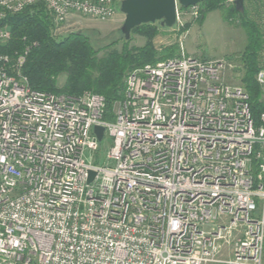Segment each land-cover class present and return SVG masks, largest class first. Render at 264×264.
<instances>
[{"label": "built area", "instance_id": "1", "mask_svg": "<svg viewBox=\"0 0 264 264\" xmlns=\"http://www.w3.org/2000/svg\"><path fill=\"white\" fill-rule=\"evenodd\" d=\"M36 4L56 37L115 13L114 0H0V21ZM29 48L0 55V264H263L264 111L255 127L224 63L180 47L131 70L107 120L99 94L31 88ZM256 81L264 94V68ZM94 126L104 164L86 155Z\"/></svg>", "mask_w": 264, "mask_h": 264}, {"label": "trees", "instance_id": "2", "mask_svg": "<svg viewBox=\"0 0 264 264\" xmlns=\"http://www.w3.org/2000/svg\"><path fill=\"white\" fill-rule=\"evenodd\" d=\"M225 3L226 0H204L199 3L200 15L204 17L210 11L225 9L228 17L238 19L244 29L246 44L240 54L243 71L240 82L247 94L253 124L259 127L264 101L256 74L264 68L260 55L264 50V26L260 28L255 19L264 15V0H243V11L236 10L234 4L228 6ZM183 8L187 7L179 6V9ZM4 26L10 31V39L0 42V55H9L13 59L16 52L30 47L22 73L31 88L70 96L84 92L99 94L105 100L103 118L107 120L113 118L115 104L124 97L125 78L131 70L177 55L175 45L161 50L155 47L154 38L161 30L159 22L135 27L129 40H124L122 35L120 48H116L117 41L95 47L83 31L55 38L52 17L42 4L27 6L7 16L0 21V27ZM186 29L187 26L183 28ZM133 34L145 39L142 46L131 45ZM60 78H63L61 83ZM253 167H256L255 161Z\"/></svg>", "mask_w": 264, "mask_h": 264}, {"label": "rangeland", "instance_id": "3", "mask_svg": "<svg viewBox=\"0 0 264 264\" xmlns=\"http://www.w3.org/2000/svg\"><path fill=\"white\" fill-rule=\"evenodd\" d=\"M120 2L121 0H114L115 13L112 18L100 21L86 17H74L77 23L72 28L74 31L85 32L95 47H103L110 42L117 41L116 48H120L122 41L120 27L124 20V14L120 11ZM225 4L234 3L231 0H226ZM244 4L247 5L248 3L245 1ZM200 9L199 4H196L194 8L188 6L187 8L179 9L178 7L176 23L171 28L161 26L159 34L154 38L155 47L157 50H161L162 48L175 45L177 55H179L180 47H182L186 55L195 59L224 63V68L222 67L221 72L223 81L232 86L243 87L240 82L243 75L240 54L246 44L244 29L240 26L238 19L233 20L228 17L225 9L210 11L204 17L200 15ZM255 20L259 27L261 25L260 28L264 26V15L257 16ZM185 26H187V29L183 30ZM132 38L131 45L142 46L144 44L145 39L143 37L133 34ZM260 55L263 56L261 62L264 63V50ZM62 81L63 78H60L59 82L61 83ZM262 95V100L264 101V94ZM110 144L109 136L104 135L99 142V149L87 153V157L95 164H104ZM258 206V211H262L263 207L260 204ZM229 258L230 251L225 249L220 255V260ZM207 264L226 263L211 262Z\"/></svg>", "mask_w": 264, "mask_h": 264}, {"label": "water", "instance_id": "4", "mask_svg": "<svg viewBox=\"0 0 264 264\" xmlns=\"http://www.w3.org/2000/svg\"><path fill=\"white\" fill-rule=\"evenodd\" d=\"M204 0H121L120 11L124 20L120 32L124 40H129L131 31L135 27L159 22L160 26L171 28L176 22L177 8L199 4ZM236 10L243 11V0H233ZM94 133L100 141L103 137V127L94 126ZM95 172L90 171L88 181H91Z\"/></svg>", "mask_w": 264, "mask_h": 264}]
</instances>
